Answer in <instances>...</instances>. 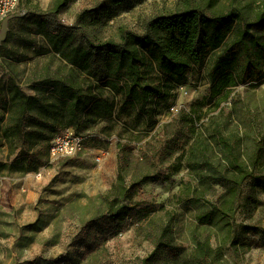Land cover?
Segmentation results:
<instances>
[{"label":"trees","instance_id":"16d2710c","mask_svg":"<svg viewBox=\"0 0 264 264\" xmlns=\"http://www.w3.org/2000/svg\"><path fill=\"white\" fill-rule=\"evenodd\" d=\"M72 1L53 0L47 14L58 16ZM88 13L82 10L76 19ZM29 14L26 10L9 21L0 45V134L7 157H14L10 168L38 171L49 160L50 141L64 129L80 134L104 121L101 132L111 137L115 126L136 115L151 131L161 127L159 132L171 144L170 156H175L171 174L187 170V180L174 195L177 201L207 203L210 210L196 217L203 224L217 214L232 219L244 183L258 180L256 170L264 179V137L250 134V152L244 158L239 139L226 129L223 108L211 115L209 109L202 111L199 101L167 124L158 125L157 117L161 104L182 87L185 73L195 68L206 71L213 85L211 99L218 98L216 108L228 99L231 88L261 77L264 0H181L177 11L147 21L143 35L119 27L117 41H87L86 46L75 44L72 33L49 31L45 19L37 15L31 19ZM16 20L25 23L18 32L13 29ZM124 126L126 137L121 138L126 143L116 145L115 185L100 196L105 202L102 216L115 220L127 215L140 187L155 178L133 175L126 181L131 141H140L137 135L150 131ZM219 185L224 192L214 203L210 197ZM174 222L169 217L159 226L152 250L139 264H223L207 239L196 238L192 252L184 254L176 242Z\"/></svg>","mask_w":264,"mask_h":264},{"label":"rangeland","instance_id":"374dc122","mask_svg":"<svg viewBox=\"0 0 264 264\" xmlns=\"http://www.w3.org/2000/svg\"><path fill=\"white\" fill-rule=\"evenodd\" d=\"M52 2L20 0V9L30 10L27 17L31 19L34 15L45 19L49 31L72 33L75 44L86 46L87 41H117L119 27L143 35L147 21L177 11L181 0H73L58 16L47 14ZM82 10L90 13L76 19ZM22 21H14L15 32L25 24ZM181 85L167 104H161L158 125L177 118L171 107L186 113L202 101V111L209 109L211 115L223 108L226 129L239 139L244 158L250 152V134L257 139L264 137V64L260 78L231 88L228 99L217 108L218 98L211 99L213 85L203 69L186 72ZM124 124L135 131H150L137 135L140 141H131L132 160L126 181L133 175L155 178L140 187L127 215L115 220L102 216L105 202L100 196L115 185L116 145L118 141L126 143L121 138L126 137ZM105 126L101 121L81 131L86 149L80 156L49 157L38 171L29 173L20 167L10 168L14 157H7L0 134V178L7 182L0 190V264H139L152 250L157 229L169 217L175 219L176 242L186 255L192 252L194 240L200 238L209 241L223 264H264V179L259 178L258 170L256 182L244 183L232 219L227 221L217 214L212 222L203 224L196 217L210 210L207 203L178 202L174 197L181 181L187 180V170L171 174L175 156H170L171 144L159 132L161 127L151 131L136 115L115 126L111 137L102 134ZM101 153L106 159L98 166L95 157ZM223 192V187L215 186L212 202L216 203ZM250 227L253 230L245 233L244 229ZM58 257L62 258L53 262Z\"/></svg>","mask_w":264,"mask_h":264},{"label":"built area","instance_id":"2783aa9c","mask_svg":"<svg viewBox=\"0 0 264 264\" xmlns=\"http://www.w3.org/2000/svg\"><path fill=\"white\" fill-rule=\"evenodd\" d=\"M16 14H25V12L20 9V0H0V24L6 17ZM170 110L176 114L179 112V109L176 107H171ZM85 149L83 137L74 129L67 128L52 138L49 145V155L50 158H75L80 156ZM105 159L106 154L101 153L95 157V162L100 166Z\"/></svg>","mask_w":264,"mask_h":264},{"label":"water","instance_id":"95a60500","mask_svg":"<svg viewBox=\"0 0 264 264\" xmlns=\"http://www.w3.org/2000/svg\"><path fill=\"white\" fill-rule=\"evenodd\" d=\"M23 15L21 14H16L12 15L9 17H6L2 22H1V29H0V45L6 40L7 33H8V23L10 20L22 17Z\"/></svg>","mask_w":264,"mask_h":264},{"label":"crops","instance_id":"0c3cea01","mask_svg":"<svg viewBox=\"0 0 264 264\" xmlns=\"http://www.w3.org/2000/svg\"><path fill=\"white\" fill-rule=\"evenodd\" d=\"M6 181H5V178H0V189L4 186V185H6Z\"/></svg>","mask_w":264,"mask_h":264}]
</instances>
